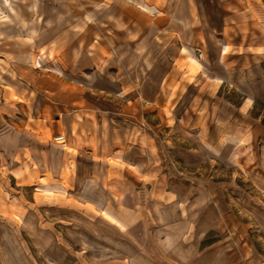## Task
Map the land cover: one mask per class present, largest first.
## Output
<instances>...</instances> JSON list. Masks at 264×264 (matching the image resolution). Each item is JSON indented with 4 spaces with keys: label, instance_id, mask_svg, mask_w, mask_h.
Wrapping results in <instances>:
<instances>
[{
    "label": "rangeland",
    "instance_id": "1",
    "mask_svg": "<svg viewBox=\"0 0 264 264\" xmlns=\"http://www.w3.org/2000/svg\"><path fill=\"white\" fill-rule=\"evenodd\" d=\"M0 264H264V0H0Z\"/></svg>",
    "mask_w": 264,
    "mask_h": 264
},
{
    "label": "bare ground",
    "instance_id": "2",
    "mask_svg": "<svg viewBox=\"0 0 264 264\" xmlns=\"http://www.w3.org/2000/svg\"><path fill=\"white\" fill-rule=\"evenodd\" d=\"M147 9V8H146Z\"/></svg>",
    "mask_w": 264,
    "mask_h": 264
}]
</instances>
